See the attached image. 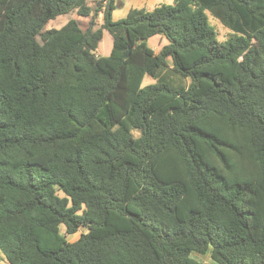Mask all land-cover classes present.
<instances>
[{
    "label": "trees",
    "instance_id": "obj_1",
    "mask_svg": "<svg viewBox=\"0 0 264 264\" xmlns=\"http://www.w3.org/2000/svg\"><path fill=\"white\" fill-rule=\"evenodd\" d=\"M117 7L0 0L6 262L264 264V0ZM69 13L87 27L43 32Z\"/></svg>",
    "mask_w": 264,
    "mask_h": 264
},
{
    "label": "rangeland",
    "instance_id": "obj_2",
    "mask_svg": "<svg viewBox=\"0 0 264 264\" xmlns=\"http://www.w3.org/2000/svg\"><path fill=\"white\" fill-rule=\"evenodd\" d=\"M116 1L118 3V7L115 10L124 11V12H127L130 9L143 8V7L149 9V8H152L153 6H155L157 4L173 5L175 3V0H153L152 5H149L150 3H148L149 1H152V0H116ZM205 16H206V24L213 31L214 39L217 42L225 43L232 36L235 35V33L228 30L227 28H225L217 19L213 18V16L210 15L207 11L205 12ZM72 19L75 20L79 24L80 28L83 30L88 25L89 19L78 17L75 13H69V14L58 16L54 20L49 21L44 26L43 32H48L51 30H58L62 26H64L69 20H72ZM96 22H97V26L102 24V17L99 16ZM164 44H166L165 38H162L159 36L152 37L147 41V45L150 48H152L155 53H158L160 47ZM111 45H112L111 36L109 35V33L107 31H103V37H102L101 42L98 46L96 54L98 56H103V57L108 56L110 53ZM150 83H154V81L152 79H150L149 77H145L142 85H147ZM134 133H135V135L137 134V132H134ZM60 231L61 232L63 231L62 226L60 227ZM85 232H86L85 230L81 229L76 234H74L72 236H67V241L74 242L78 239V237L80 236L81 233H85ZM206 255H208V254H206ZM191 256L194 260H196L200 264L201 263L203 264V262H204L203 256H205V255L200 256V255L193 254ZM0 264H8L1 251H0ZM205 264H211L210 260H208L206 258Z\"/></svg>",
    "mask_w": 264,
    "mask_h": 264
},
{
    "label": "crops",
    "instance_id": "obj_3",
    "mask_svg": "<svg viewBox=\"0 0 264 264\" xmlns=\"http://www.w3.org/2000/svg\"><path fill=\"white\" fill-rule=\"evenodd\" d=\"M148 3H150L149 5H152V3H153V0L152 1H149ZM129 11V10H128ZM128 11L127 12H124V11H119V10H114L113 11V13H112V18H113V20H119V19H122V18H124L125 16H126V14L128 13ZM110 51H111V49H110ZM208 254V253H207ZM193 255V254H192ZM197 255V254H196ZM201 256V255H200ZM204 258V262H203V264H205L206 263V258L208 259V260H210V257H209V254L208 255H206L205 254V256H203ZM210 262H211V264H213L212 263V261L210 260ZM202 264V263H201Z\"/></svg>",
    "mask_w": 264,
    "mask_h": 264
},
{
    "label": "water",
    "instance_id": "obj_4",
    "mask_svg": "<svg viewBox=\"0 0 264 264\" xmlns=\"http://www.w3.org/2000/svg\"><path fill=\"white\" fill-rule=\"evenodd\" d=\"M128 55H129V52H128V54L125 56V58H127V57H128Z\"/></svg>",
    "mask_w": 264,
    "mask_h": 264
}]
</instances>
